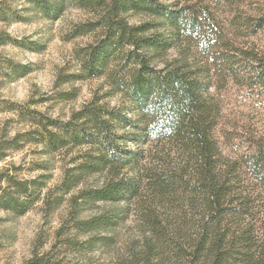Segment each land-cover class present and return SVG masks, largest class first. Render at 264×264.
Wrapping results in <instances>:
<instances>
[{
    "label": "rangeland",
    "instance_id": "obj_1",
    "mask_svg": "<svg viewBox=\"0 0 264 264\" xmlns=\"http://www.w3.org/2000/svg\"><path fill=\"white\" fill-rule=\"evenodd\" d=\"M59 1L61 11L47 16L29 0H0V148L5 154L0 170L8 169L18 179H34L38 196L23 215L0 209V264H24L35 254L46 264H143L145 243L155 241V235L138 219L135 206L131 204L126 218L115 225L80 228L79 222L99 218L124 203L94 198L105 174L83 175L73 189H63L64 171L81 152L46 151L33 130L38 120H67L93 99L133 116L127 99L109 89L105 74H80L77 53L93 44L98 33L69 36L76 24L94 19L96 13L79 7L78 0ZM158 1L181 16V27L187 31L166 56L178 55L175 48L180 44L199 66L207 67L209 92L220 107L213 134L223 165L230 169L231 197L243 188L253 196L246 215H227L223 223L228 229L225 241L232 244L224 264H243L246 256L259 259L264 251V186L250 178L248 165L257 154L264 158V23L258 26L264 0ZM192 12L198 17L195 24L189 20ZM125 18L132 25L157 23L158 32L171 35L170 25L156 16L131 11ZM127 67L121 63L116 70ZM128 131L118 129L122 136L117 143L133 150L137 145ZM84 194L91 197L80 198ZM241 221L246 227L239 225ZM239 226L245 228L243 236ZM244 237L251 238L249 250ZM167 241L169 247L173 240ZM169 249L172 246L165 248L159 264H171Z\"/></svg>",
    "mask_w": 264,
    "mask_h": 264
},
{
    "label": "trees",
    "instance_id": "obj_2",
    "mask_svg": "<svg viewBox=\"0 0 264 264\" xmlns=\"http://www.w3.org/2000/svg\"><path fill=\"white\" fill-rule=\"evenodd\" d=\"M29 1L47 16H55L62 8L59 0L52 5L47 0ZM78 6L96 15L76 24L69 37L98 33L93 44L77 53L80 74L92 78L105 74L109 89L127 99L133 114L127 117L93 99L65 121L49 118L34 123L38 142L46 151L81 152L64 171L63 189H73L83 175L105 174L94 198L124 203L99 218L79 222L80 228L115 225L126 218L132 204L138 219L155 235V241L145 243L143 264H159L170 246L171 264H224L232 244L225 241L228 229L223 223L227 215H246L253 196L243 188L231 197L230 169L223 165L224 156L213 134L219 102L209 92L206 65L199 66L195 56L180 47L187 34L181 16L158 0H78ZM131 11L168 23L171 35L158 32L157 23L129 24L125 15ZM197 18L192 12L190 23L195 24ZM263 23L264 11L258 26ZM177 41L178 55L167 57ZM121 63L128 67L119 72L116 69ZM126 127L137 145L133 150L117 143L122 136L118 129ZM2 150L0 161L5 157ZM248 168L250 178L264 186V158L257 154ZM3 180L0 209L25 214L38 199L34 179H18L2 168L0 182ZM90 197L84 194L80 198ZM241 226L240 234L245 229ZM168 238L173 240L169 247L165 245ZM244 242L249 250L251 238L244 237ZM24 264L46 263L35 254ZM243 264H264V251L259 259L246 256Z\"/></svg>",
    "mask_w": 264,
    "mask_h": 264
}]
</instances>
